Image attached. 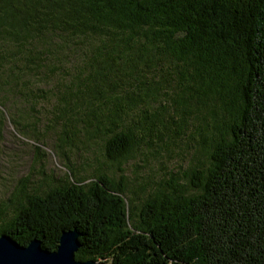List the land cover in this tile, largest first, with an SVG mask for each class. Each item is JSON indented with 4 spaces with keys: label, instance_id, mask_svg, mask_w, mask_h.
<instances>
[{
    "label": "trees",
    "instance_id": "1",
    "mask_svg": "<svg viewBox=\"0 0 264 264\" xmlns=\"http://www.w3.org/2000/svg\"><path fill=\"white\" fill-rule=\"evenodd\" d=\"M0 105L17 128L47 114L68 160L193 150L139 183L29 175L0 234L56 250L77 228L100 264H264V0H0Z\"/></svg>",
    "mask_w": 264,
    "mask_h": 264
},
{
    "label": "rangeland",
    "instance_id": "2",
    "mask_svg": "<svg viewBox=\"0 0 264 264\" xmlns=\"http://www.w3.org/2000/svg\"><path fill=\"white\" fill-rule=\"evenodd\" d=\"M42 105V111H44ZM4 115L2 136L0 139V202L9 200L17 193V186L21 180L31 175L29 189L40 187L41 181L54 176H70L68 163L77 167V177H87L98 168L103 167L109 174L128 175L136 183L142 182L148 175H162L170 171L176 172L186 168L193 156V150L175 147L172 155L166 150L160 154H153L144 149L130 158L124 165V172L117 167H109L107 159L94 147L90 149L67 148L69 160L61 154L57 147L54 128L47 114H38L26 128H17L11 122L10 113L0 105V117ZM38 147L40 149H38Z\"/></svg>",
    "mask_w": 264,
    "mask_h": 264
},
{
    "label": "water",
    "instance_id": "3",
    "mask_svg": "<svg viewBox=\"0 0 264 264\" xmlns=\"http://www.w3.org/2000/svg\"><path fill=\"white\" fill-rule=\"evenodd\" d=\"M82 233L77 228L62 232L56 250L42 245L34 238L27 245L19 244L10 234H0V264H100L94 259L77 260L75 254L81 248Z\"/></svg>",
    "mask_w": 264,
    "mask_h": 264
}]
</instances>
